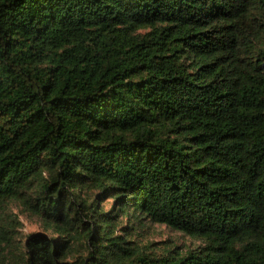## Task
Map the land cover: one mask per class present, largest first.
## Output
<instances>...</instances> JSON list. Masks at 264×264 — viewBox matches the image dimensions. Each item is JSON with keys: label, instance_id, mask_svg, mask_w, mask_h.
<instances>
[{"label": "trees", "instance_id": "obj_1", "mask_svg": "<svg viewBox=\"0 0 264 264\" xmlns=\"http://www.w3.org/2000/svg\"><path fill=\"white\" fill-rule=\"evenodd\" d=\"M0 264H264V0H0Z\"/></svg>", "mask_w": 264, "mask_h": 264}, {"label": "rangeland", "instance_id": "obj_2", "mask_svg": "<svg viewBox=\"0 0 264 264\" xmlns=\"http://www.w3.org/2000/svg\"><path fill=\"white\" fill-rule=\"evenodd\" d=\"M110 201L106 203L109 206ZM14 210L19 214L21 225L19 226V235L25 237L26 234L34 231H45L48 235L52 232L45 229L39 219L31 214L25 213L16 207ZM125 218L123 222H125ZM134 229L130 230L129 239L135 244L146 245L150 249L160 251L163 248H172L177 251H185L187 248H192L197 244V240L181 233L178 230L168 227L164 223H151L145 221L142 225H133Z\"/></svg>", "mask_w": 264, "mask_h": 264}]
</instances>
